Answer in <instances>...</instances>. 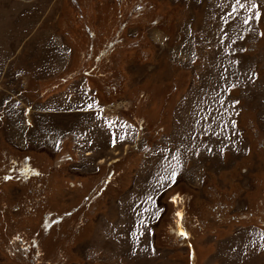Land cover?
Returning a JSON list of instances; mask_svg holds the SVG:
<instances>
[{"label":"rangeland","instance_id":"rangeland-1","mask_svg":"<svg viewBox=\"0 0 264 264\" xmlns=\"http://www.w3.org/2000/svg\"><path fill=\"white\" fill-rule=\"evenodd\" d=\"M0 264H264V0H0Z\"/></svg>","mask_w":264,"mask_h":264},{"label":"snow or ice","instance_id":"snow-or-ice-1","mask_svg":"<svg viewBox=\"0 0 264 264\" xmlns=\"http://www.w3.org/2000/svg\"><path fill=\"white\" fill-rule=\"evenodd\" d=\"M253 7H256V5H253ZM257 18H259V16L257 15ZM247 23V21H245ZM179 215V214H178ZM181 236L185 235V233L181 232L180 233Z\"/></svg>","mask_w":264,"mask_h":264},{"label":"trees","instance_id":"trees-1","mask_svg":"<svg viewBox=\"0 0 264 264\" xmlns=\"http://www.w3.org/2000/svg\"><path fill=\"white\" fill-rule=\"evenodd\" d=\"M71 5V4H70Z\"/></svg>","mask_w":264,"mask_h":264}]
</instances>
